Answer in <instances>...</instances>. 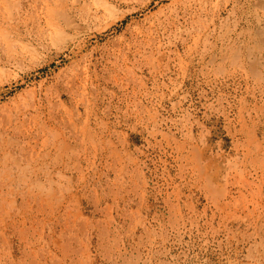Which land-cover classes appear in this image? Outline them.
<instances>
[{
    "label": "rangeland",
    "instance_id": "1",
    "mask_svg": "<svg viewBox=\"0 0 264 264\" xmlns=\"http://www.w3.org/2000/svg\"><path fill=\"white\" fill-rule=\"evenodd\" d=\"M262 6L0 0V264H264Z\"/></svg>",
    "mask_w": 264,
    "mask_h": 264
},
{
    "label": "bare ground",
    "instance_id": "2",
    "mask_svg": "<svg viewBox=\"0 0 264 264\" xmlns=\"http://www.w3.org/2000/svg\"><path fill=\"white\" fill-rule=\"evenodd\" d=\"M263 5V4H262ZM260 6V5H259ZM262 9L264 10V7L262 6ZM264 12V11H263ZM264 34V33H263ZM42 127V126H41ZM42 130V129H41ZM57 137V136H56ZM45 145H52L51 143H52V141L50 142V138L48 137V138H46L45 139ZM55 142V141H54ZM59 153V152H58ZM10 158V157H9ZM57 158V157H56ZM5 160H7L6 158H5ZM28 177V176H27ZM22 178V177H21ZM39 180V179H38ZM50 183V182H49ZM24 184V183H23ZM28 184V183H27ZM40 186H38V188H39ZM51 187V186H50ZM40 189V188H39ZM38 189V190H39ZM53 194H51V196H52ZM42 197V196H41ZM42 200V199H41ZM40 201V200H39ZM49 201H50V199H49ZM28 202V201H27ZM45 202H47V201H45ZM50 203V202H49ZM12 204H13V202H12ZM40 204H41V201H40ZM52 210V209H51Z\"/></svg>",
    "mask_w": 264,
    "mask_h": 264
}]
</instances>
